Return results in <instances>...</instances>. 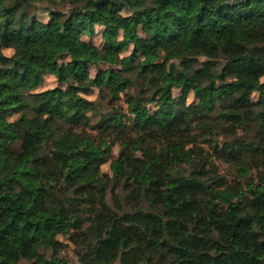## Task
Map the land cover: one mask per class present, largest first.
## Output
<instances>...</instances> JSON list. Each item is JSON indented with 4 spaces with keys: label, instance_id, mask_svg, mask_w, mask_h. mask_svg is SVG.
<instances>
[{
    "label": "trees",
    "instance_id": "1",
    "mask_svg": "<svg viewBox=\"0 0 264 264\" xmlns=\"http://www.w3.org/2000/svg\"><path fill=\"white\" fill-rule=\"evenodd\" d=\"M65 55L120 71L92 100ZM71 231L80 264H264V0H0V264H71Z\"/></svg>",
    "mask_w": 264,
    "mask_h": 264
},
{
    "label": "rangeland",
    "instance_id": "2",
    "mask_svg": "<svg viewBox=\"0 0 264 264\" xmlns=\"http://www.w3.org/2000/svg\"><path fill=\"white\" fill-rule=\"evenodd\" d=\"M124 14H127L128 11L124 10ZM37 17L46 22L48 20L47 13H42L40 11L37 12ZM99 31V27L96 28V32ZM85 40L92 41L96 46H99L102 44V40L100 35L97 33L92 37L84 36ZM62 51L65 50L64 46L61 47ZM5 54L10 55V50H5ZM60 65L64 71H67L71 75V78L73 79L74 83H76L78 86H81V84L86 80L90 79L93 84L95 85L93 87L92 93L88 96L89 99H96L97 96V84L101 82L105 78L108 72H111L115 75H118L120 68L118 65L112 64V63H99L97 65H90V66H82V65H75L72 66L70 63L69 58L65 56H60ZM57 85L55 78L52 75H46L44 77L43 83L38 88V90H45L49 88H53ZM179 90L175 89L173 91V95H178ZM187 104H192L195 102L194 96L192 93H190L186 98ZM122 105V102H121ZM125 106V105H124ZM148 109L152 114L159 115L158 106L156 104H150L148 105ZM89 134L97 135V133L94 131H88ZM217 132V131H216ZM196 140L195 142L191 143L189 147H192L193 149L202 148L205 153L207 154L208 158L214 162V164L217 166L219 172L226 177L228 182L232 185H235L237 182H243V180L240 178L235 164H230L228 162H225L224 159H221L216 153H214L213 146L210 147L209 142H207L204 137L200 136L199 131H195ZM220 139H223V135H220ZM122 144L121 142H117L114 146L111 147L109 156L107 157V160L105 163H103L99 168V178L102 182L105 183L107 186L110 178L112 177V171H111V163L116 160L119 156V152L121 150ZM220 147V145H219ZM136 156L139 159L145 160V157L141 155V153H136ZM86 175V173H85ZM241 175V174H240ZM239 177V179H238ZM108 198L111 201L110 196V189L107 190ZM111 204V203H110ZM89 207L85 208V211H87ZM126 209H129L127 207ZM83 213V212H82ZM84 214V213H83ZM84 230V228L82 229ZM76 234H79L77 231H71V235L67 237L59 236V239L63 241L64 247L62 250V257L66 259L71 264H80L79 262V253L83 250L84 246L81 243L80 239L76 236ZM81 236V235H80Z\"/></svg>",
    "mask_w": 264,
    "mask_h": 264
}]
</instances>
